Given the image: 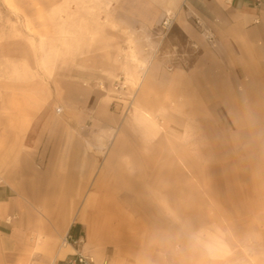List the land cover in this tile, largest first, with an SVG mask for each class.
Listing matches in <instances>:
<instances>
[{
    "label": "rangeland",
    "instance_id": "1",
    "mask_svg": "<svg viewBox=\"0 0 264 264\" xmlns=\"http://www.w3.org/2000/svg\"><path fill=\"white\" fill-rule=\"evenodd\" d=\"M193 1L0 0V89L43 84L61 132L108 163L96 264H264V114L232 104L227 45ZM154 66L197 68L204 101L146 103ZM201 232L227 254L191 251Z\"/></svg>",
    "mask_w": 264,
    "mask_h": 264
},
{
    "label": "crops",
    "instance_id": "2",
    "mask_svg": "<svg viewBox=\"0 0 264 264\" xmlns=\"http://www.w3.org/2000/svg\"><path fill=\"white\" fill-rule=\"evenodd\" d=\"M194 1L212 22L217 43L227 45L223 53L236 84L232 104L251 115L258 107L263 115L264 0ZM182 27L190 37L197 34L191 24ZM198 79L197 68L169 72L154 66L143 99L149 103L154 94L173 106L204 101ZM238 82L244 84L243 98ZM19 86L0 89V264H63L74 249L62 239L75 223L85 228L84 250L95 255L94 212L108 202V163L83 138L61 132L66 117L56 115L43 84Z\"/></svg>",
    "mask_w": 264,
    "mask_h": 264
},
{
    "label": "clouds",
    "instance_id": "3",
    "mask_svg": "<svg viewBox=\"0 0 264 264\" xmlns=\"http://www.w3.org/2000/svg\"><path fill=\"white\" fill-rule=\"evenodd\" d=\"M188 248L198 251L210 259H219L229 251L226 239L220 234L194 233L188 238Z\"/></svg>",
    "mask_w": 264,
    "mask_h": 264
},
{
    "label": "built area",
    "instance_id": "4",
    "mask_svg": "<svg viewBox=\"0 0 264 264\" xmlns=\"http://www.w3.org/2000/svg\"><path fill=\"white\" fill-rule=\"evenodd\" d=\"M63 245L71 246L74 251L70 253L63 261V264H96L94 257L84 250L85 237L79 231L77 233L69 232L63 238ZM107 264V263H103Z\"/></svg>",
    "mask_w": 264,
    "mask_h": 264
},
{
    "label": "trees",
    "instance_id": "5",
    "mask_svg": "<svg viewBox=\"0 0 264 264\" xmlns=\"http://www.w3.org/2000/svg\"><path fill=\"white\" fill-rule=\"evenodd\" d=\"M80 227H81L80 223H75V224L72 226L71 232H73V233H77V232H79Z\"/></svg>",
    "mask_w": 264,
    "mask_h": 264
}]
</instances>
